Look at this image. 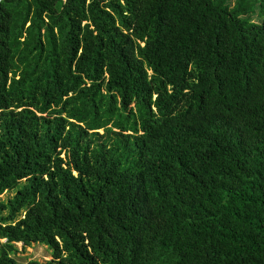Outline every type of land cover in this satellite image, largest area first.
I'll return each mask as SVG.
<instances>
[{
    "label": "trees",
    "instance_id": "trees-1",
    "mask_svg": "<svg viewBox=\"0 0 264 264\" xmlns=\"http://www.w3.org/2000/svg\"><path fill=\"white\" fill-rule=\"evenodd\" d=\"M5 192L0 264H264V0H2Z\"/></svg>",
    "mask_w": 264,
    "mask_h": 264
},
{
    "label": "rangeland",
    "instance_id": "rangeland-1",
    "mask_svg": "<svg viewBox=\"0 0 264 264\" xmlns=\"http://www.w3.org/2000/svg\"><path fill=\"white\" fill-rule=\"evenodd\" d=\"M254 20L257 21V18ZM14 194L12 192H5L0 196V204L7 203L8 199L12 198ZM6 215V213L4 214ZM24 213L21 214L23 216ZM20 249V253L18 254V261L21 263H25L31 260H38L40 262H46L52 259L51 251L45 245L33 244L31 247H27L23 250V245H18Z\"/></svg>",
    "mask_w": 264,
    "mask_h": 264
},
{
    "label": "built area",
    "instance_id": "built-area-1",
    "mask_svg": "<svg viewBox=\"0 0 264 264\" xmlns=\"http://www.w3.org/2000/svg\"><path fill=\"white\" fill-rule=\"evenodd\" d=\"M0 2H2V0H0Z\"/></svg>",
    "mask_w": 264,
    "mask_h": 264
}]
</instances>
